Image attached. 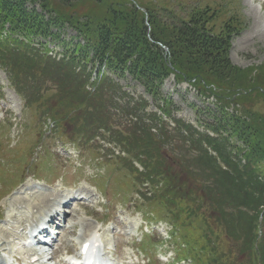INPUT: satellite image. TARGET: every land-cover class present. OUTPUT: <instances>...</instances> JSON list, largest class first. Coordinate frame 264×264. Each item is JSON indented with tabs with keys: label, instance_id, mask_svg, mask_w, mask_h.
Returning a JSON list of instances; mask_svg holds the SVG:
<instances>
[{
	"label": "trees",
	"instance_id": "1",
	"mask_svg": "<svg viewBox=\"0 0 264 264\" xmlns=\"http://www.w3.org/2000/svg\"><path fill=\"white\" fill-rule=\"evenodd\" d=\"M27 3L38 4L41 13L26 9ZM157 3L139 0H0V48L5 51L2 44L9 47L21 39L18 43L27 61L24 67L33 70V74L25 73L21 67L17 73L22 80L24 77L25 81L35 82L40 87L36 93L39 99L43 85L40 76L45 75L44 81L53 84L59 96V99L54 96L58 107L50 105L52 107L48 109L47 102L42 108L49 111L47 116L59 126L63 123L57 117L64 116L72 124L82 125V131L77 134L88 137L86 135H92L96 130L109 131L111 125L114 129L112 141L120 144L123 151L131 154L143 167L144 171L138 172L140 179L148 181L152 175L156 178L167 176L172 163L178 161L180 167L189 166L190 177L198 178L201 174L197 183L204 192L209 205L206 206L215 213L249 216L253 207L264 208V182L257 180L255 174L256 169L263 170L259 164H264V115L250 107H241L237 117L229 114L225 105L247 103L250 98L253 100L252 97L260 98L264 103V76L259 71L252 76L230 62L228 50L232 31L228 25L215 33L208 24L205 10H194L188 16L179 17L168 12L165 6H159L160 1ZM136 4L144 10L138 9ZM64 26L75 30L76 36L85 40L84 45L60 41V30ZM35 37L60 41L64 47L63 57L38 55V49L29 42ZM95 62L104 63L118 76H123L126 71L130 73L131 79L150 96L152 105L171 119L173 125L151 110L145 97L125 94L107 76L100 79L93 92L88 91L85 87L89 75L86 66ZM80 63L83 68L75 73L72 69ZM170 74L178 83L187 82L200 93L207 94L212 87L220 89L221 94L216 97L220 104H214V111L203 109L201 115L205 118L199 120L201 127L213 135L173 116V102L160 91L163 80ZM62 95L65 104L60 99ZM112 118L115 121L118 118L120 122H109ZM149 159L154 162L153 167L149 165ZM193 162L202 165L193 168ZM224 179L227 180L223 187L227 196L240 190V200L234 206L206 198L207 189L216 188ZM149 181L154 182L152 178ZM173 189V199L162 197L155 202L185 226L187 220L183 222L177 210L182 211L184 218L188 217L183 208L187 209V199L196 195H179ZM193 190L201 191L200 188ZM220 197L227 198L222 194ZM251 222L254 219H250L249 227ZM206 228L209 230L208 226ZM209 231V236H213ZM210 237H205V242L209 243ZM210 256L206 258L207 262L211 261Z\"/></svg>",
	"mask_w": 264,
	"mask_h": 264
},
{
	"label": "rangeland",
	"instance_id": "2",
	"mask_svg": "<svg viewBox=\"0 0 264 264\" xmlns=\"http://www.w3.org/2000/svg\"><path fill=\"white\" fill-rule=\"evenodd\" d=\"M139 1L144 3L150 2L152 4H158L157 2L160 1L159 6H165L168 12L176 14L179 17L188 16L194 10H205L207 13L206 19L213 32L218 33L227 25L232 31L228 50L230 62L246 70L252 76L257 74V71L260 72L261 76H264V0ZM134 2L137 3V1ZM26 9H34L36 13H41V8L38 4L34 5L27 3ZM44 17L47 18L46 15H44ZM59 39L65 42L70 40L71 44L80 42V45H84L85 43V40L76 36L75 30L68 26L61 28ZM18 41H21V39L18 38L17 43L14 42V44H10L9 47H7L6 44H2L1 46L5 48V51H2L0 48V52H3V54L0 53V94L2 98L0 99V107L6 109V111L3 112L5 120L2 122L0 128V157L4 158L5 161V165L0 163V166L2 165V167H0V170L2 169L0 194L2 192L6 193L0 199V218H3V220L0 221V252L4 250L7 254L5 258L6 263L0 258V264H9L13 255L17 253L19 255L22 254L17 247L19 240L27 236L29 227L32 226L36 216H39L42 210L50 208V204L44 206V208H40L38 215L34 207L27 208L24 203H15L18 199L22 202H29L34 205L39 199L44 198L45 195L50 197L53 192H59L65 195L68 190L74 191V197H76L78 193L84 196L85 190L88 194H91V197L87 198V200H74L76 203L70 202L72 204L68 205L69 207L66 210L67 216L65 220L58 222L61 226L55 228V231L58 233L55 238L53 240H48L49 237L46 236L44 239L49 241L48 244L43 246L37 244L27 249L30 253L36 252L42 258L51 257L45 264H63V260L59 259V255L64 254L65 251L74 252L77 250L83 233L91 228L92 225L95 226L96 223L92 221L89 216L92 215L101 219L103 215L102 212L97 211L100 209V206H98L97 209L90 206L92 193L98 194L92 186L96 185L93 179V175H95L96 172L104 175L99 176L102 179H109L111 182L109 184L112 187L113 185H120V187L126 188L128 193L126 198L129 199L124 203H119L114 200H111V203H109L107 198L106 202V200L102 199L98 194L100 198L98 200L101 202L100 204L107 203V219L110 220V222L102 228L101 238L104 243H106V255L103 256L101 264H125V260L128 264H133V262L137 261L133 251L137 255H139V251L136 249L132 251L128 246L136 247L135 243L140 239V229L144 224H142L140 213L133 211L132 207L133 205H140L138 207L149 210V206H145L146 204L142 200H138V194H135L138 185H136L137 182H135L133 178L136 177L138 178L137 180L142 181L138 177V172L142 170L141 165L131 154L124 152L120 144L112 142L111 148L102 145L104 141L103 138L107 141L113 140L111 135L114 129L111 125L109 131L101 129L104 131L103 133L100 130H96L94 133L92 132L94 135H86L88 137H85L77 134V132L80 133V131H82L83 126L77 125L76 123L72 124L73 122L64 116L57 117L58 120H62L63 126L56 127L51 123L53 119L47 116L49 111L42 108V104L49 102V104H46L48 109L52 107L50 105L55 107L57 106V102L54 96L58 99L59 96L53 84L49 81H44L46 78L45 75L40 76V79H43V85L38 94L40 99L36 97V93L40 87L36 85L35 82L29 83L25 81L24 77L22 80L18 75L17 70H19L20 67L25 73L33 74V70L30 71L26 66L24 67L27 61L23 56L24 51L21 49ZM29 42L33 47L37 46V42H35L34 39H30ZM47 46L52 50L53 54H60L63 52V46L56 42L48 41ZM37 53L45 57L40 52L37 51ZM72 70H74L75 73L78 72L76 67H73ZM105 76L118 84L121 89L126 92L125 94L129 96H131V94L142 95L149 100L150 105L153 104L150 96L144 92L143 87L135 80H132L131 74L127 71L123 73V76H118L113 73V71H108ZM86 86L87 84H85V87ZM219 90L220 89L212 87L211 92L209 91L207 94L200 93L187 82L178 83L172 74L163 80L160 87L163 97L170 99L178 108V111L174 110L175 112L177 111L174 113V116L180 117L184 121L192 124H197V119L202 121V119L205 118L201 115L202 111H204L203 109L208 108L214 111V104H220L217 100V96L221 94ZM25 95L27 96V100L25 99ZM252 98L253 100L250 98L247 103L242 102L243 104H233V102H230V104L225 105V110L229 114L238 117L241 107H250L264 115V103L260 98ZM34 99H37V101H34ZM60 99L63 104H65L66 99L63 98V95ZM64 106L65 105H63V109L65 108ZM150 107V109L154 110L153 106ZM59 109H61V107ZM110 110L113 111L114 108ZM113 112L115 113V110ZM108 121L114 123L120 122V119L118 120L117 118L115 121V118H112L108 119ZM198 129L204 132L203 129ZM41 133L44 134L46 142H44L43 135L40 136ZM95 135L100 137L99 141H97V138L96 140L92 139ZM75 138L83 152H80L76 146L70 144L69 140H75ZM26 150H28V152ZM49 151L51 152L49 153ZM87 151L92 154H89ZM49 154L51 155L52 162L46 160ZM27 155L29 157L25 163V167L26 171L29 170V174L27 173L26 177H29L20 182L15 188L21 190L22 184L33 177L45 178L51 183V188L44 187L37 193L33 192L32 189L26 193H17L16 191L10 192V189L13 188L12 183L16 179L17 173L19 172L18 178L25 175L23 161L24 157ZM19 156L20 158H18ZM181 159L184 160V158ZM7 160H9V162H7ZM14 161H16L17 164H14ZM147 161L149 165L153 167L154 162H152L151 159ZM181 164L183 165L185 162L181 161ZM191 165L194 168L196 166L199 167L202 163L193 162ZM172 166L167 176L161 175L156 178L152 175L149 177V180L151 178L154 180L155 189H159V191L157 194L152 195L148 193V198L152 200L151 206L155 207L157 211L159 208L155 201L162 197L168 200L173 199V188L178 191L177 194L179 195L188 194L191 197L196 195L194 198L187 199L189 205H186L188 206L187 209L183 208V211H186L188 217L184 218L180 209L177 211L180 212V216L178 215V217L183 218V222L185 219L187 220L186 227L184 230L182 229V231L186 236V240L191 239L190 242L192 244H195L196 241L198 244H201L200 240L202 234H204L202 231L204 224L208 226L213 233L210 241L211 244H207V251L213 253L215 257L207 262V256H203L200 264H264V220L260 219V212L262 209L260 207H253L254 211L249 212V216L243 214L241 217L234 214L231 216H223L224 214L215 213L211 207H208L209 205L205 199L204 192L201 189L202 187L197 183V181L201 179V177H199L201 174H198V178H195V176L190 177L187 173L189 166L186 167V165H183L180 167L178 161H174ZM259 166H262L263 170L261 171L264 176L263 162L260 163ZM32 171H35V173ZM8 174H10V176ZM7 178H11V181H8ZM73 181L79 182L73 185ZM224 181L227 180L224 179L223 182L214 189L209 191L207 189L206 198L208 200L225 201L227 204L234 206V203L240 200L238 199L241 197L239 193L240 190L239 192H232L231 196H227V191L223 188ZM168 184L170 187H168ZM60 185L66 186L68 190H59ZM109 188L110 186L106 187L108 198H110L111 195ZM193 188H200L201 191L193 190ZM221 194L222 197L227 198H221ZM17 196L23 197L26 200ZM95 200H97V196ZM164 213L165 215L158 211V215H155L167 221L166 213H168V210H165ZM252 215L253 217H250ZM250 219H254V222H251V226L249 227ZM166 221L163 220L164 223ZM120 222L124 224V227L118 225ZM165 224H167L166 226L168 229L171 228V224L168 222ZM96 226L99 225L96 224ZM162 226H164V224L162 225V223H160L161 228ZM155 228L156 226L154 223L151 227H144V229L149 232L155 230ZM154 232L152 236L158 238L160 235L157 231ZM133 241L134 243L132 244ZM121 245H125V247L121 248ZM203 246H205L204 241ZM115 247L116 251L113 250ZM162 248L163 249L159 248L156 254L158 252L165 254L170 251L173 252V250L175 252L172 242H164ZM257 248H259V250ZM156 254L152 253L154 256L153 258H156ZM194 254L197 256L196 251H194ZM167 256H169V254ZM188 257H190V255H188ZM195 260H193L191 264H195ZM155 262L157 263V261Z\"/></svg>",
	"mask_w": 264,
	"mask_h": 264
},
{
	"label": "bare ground",
	"instance_id": "3",
	"mask_svg": "<svg viewBox=\"0 0 264 264\" xmlns=\"http://www.w3.org/2000/svg\"><path fill=\"white\" fill-rule=\"evenodd\" d=\"M40 202H45V198H43ZM40 203H38V205H39Z\"/></svg>",
	"mask_w": 264,
	"mask_h": 264
}]
</instances>
